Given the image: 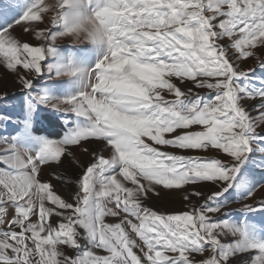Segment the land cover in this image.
<instances>
[{"label": "snow or ice", "instance_id": "6c2138e0", "mask_svg": "<svg viewBox=\"0 0 264 264\" xmlns=\"http://www.w3.org/2000/svg\"><path fill=\"white\" fill-rule=\"evenodd\" d=\"M3 11L0 65L26 105L21 131L0 136V264H264V185L253 179H264V58L238 63L264 47V0H25L16 16ZM22 23L39 43L13 34ZM66 36L90 49L61 52ZM47 111L65 117L59 138L33 133ZM71 146L90 162L65 199L41 173ZM204 183L217 190L205 196ZM186 185L198 206L145 204ZM234 195L253 200L237 218Z\"/></svg>", "mask_w": 264, "mask_h": 264}, {"label": "rangeland", "instance_id": "374dc122", "mask_svg": "<svg viewBox=\"0 0 264 264\" xmlns=\"http://www.w3.org/2000/svg\"><path fill=\"white\" fill-rule=\"evenodd\" d=\"M25 0H0V9H3L2 15L4 17H13L22 11L23 3ZM46 3H51L53 0H45ZM11 5V8H9ZM35 24L36 22H32ZM26 24L15 25L12 29L13 34L16 35L21 41H27L33 45L39 43L34 37V34L25 32L24 28L27 27ZM44 25H41L43 27ZM55 43L60 47L61 52L65 51H75L76 49L89 50L90 45L87 41L75 40L71 36H66L63 38H58ZM68 46H73L68 48ZM254 51V56L246 59H241L239 67L241 70H248L254 67H257L258 60L264 58V47L257 46ZM257 71V75H259ZM57 81H66L67 77H53ZM178 86L182 90H186L187 87H191L190 84L178 82ZM203 91V90H201ZM0 114L4 116L11 115L12 122L4 123L0 122V136L5 135H16L22 129V120L21 112L22 107L26 105V95L23 91L22 85L20 84L17 76L10 72L6 67L0 65ZM245 104L251 107L252 100L245 98ZM253 109V113H254ZM65 117L60 116L58 113H53L52 111L42 112L39 117H37L33 122V133L35 135H46L49 138H59L64 131L63 119ZM257 131H264V125L257 129ZM171 150V149H169ZM70 151L73 155L63 156L62 163L57 164L55 162L50 163L49 166H42L41 178L43 180L49 181L53 186L57 194L61 195L65 199L68 198V192L73 191L76 187L77 178L81 172V165H86L90 162V156L87 152L83 151L82 148L77 146H71ZM107 153H105L106 155ZM183 154H201L212 156L214 153H183ZM3 167V165H0ZM261 172L259 169L255 170L253 179L258 180L262 185H264V179H261ZM60 177V179H57ZM198 190L201 191L205 196L209 195L211 191L217 190L210 184L204 183L198 185ZM193 191L191 186H184L182 189H165L163 186L157 188V194H150V198L145 201V204L149 207L154 208L157 211L170 213L177 211L189 210L192 205H199L202 201L197 197H191V204L184 199V197ZM264 193V187H259L257 189V194L255 196L256 200H259ZM243 203H253L252 199L248 200H238L233 196L231 202L228 205V209L232 210V216L237 218L240 213L239 209ZM108 207H113L111 203L108 204ZM11 215V210L9 211ZM106 222L115 223L117 220L112 217H106ZM259 220L260 217L257 216ZM18 230V229H17ZM225 242H228L225 239ZM138 243L141 244L138 240ZM139 255L138 249H133ZM65 251L68 254H72L69 249L65 248ZM100 254H105L101 251Z\"/></svg>", "mask_w": 264, "mask_h": 264}]
</instances>
